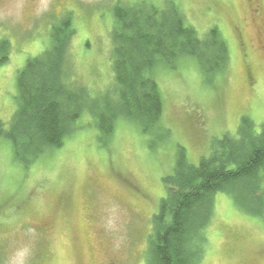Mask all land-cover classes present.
I'll return each instance as SVG.
<instances>
[{"label":"rangeland","instance_id":"obj_1","mask_svg":"<svg viewBox=\"0 0 264 264\" xmlns=\"http://www.w3.org/2000/svg\"><path fill=\"white\" fill-rule=\"evenodd\" d=\"M119 0H0V39L11 43L0 64V122L8 129L19 106L18 75L29 58L51 45L53 24L71 13L76 30L68 51L75 81L93 97L115 94L112 31ZM127 3L139 0H120ZM175 2L201 36L218 27L230 62L209 81L198 61L158 64L151 75L163 99L162 130L120 120L104 144L85 112L61 147L26 166L0 136V264H148L153 215L166 195L179 147L198 164L226 134L238 135L244 117L264 124V51L247 0ZM238 29L249 45L243 52ZM247 54V56H245ZM254 79H246L245 69ZM90 94V95H91ZM200 264H264V215L250 213L233 194L215 196Z\"/></svg>","mask_w":264,"mask_h":264},{"label":"trees","instance_id":"obj_2","mask_svg":"<svg viewBox=\"0 0 264 264\" xmlns=\"http://www.w3.org/2000/svg\"><path fill=\"white\" fill-rule=\"evenodd\" d=\"M113 9L115 94L93 97L72 79L68 51L76 30L67 14L53 24L49 48L27 59L20 71L19 106L9 128L0 122V136L11 142L17 161L28 166L61 147L85 112L95 118L104 144L124 119L140 123L146 134L162 130L163 99L151 75L158 64L176 67L193 57L209 81L227 70L230 48L223 33L213 27L201 36L175 2L119 0ZM10 54V41L1 38L0 64L9 62ZM163 182L166 195L153 215L148 264H200L216 194L229 192L250 213L264 215V124L257 131L244 117L238 135L217 139L198 164L179 147L174 171Z\"/></svg>","mask_w":264,"mask_h":264},{"label":"flooded vegetation","instance_id":"obj_3","mask_svg":"<svg viewBox=\"0 0 264 264\" xmlns=\"http://www.w3.org/2000/svg\"><path fill=\"white\" fill-rule=\"evenodd\" d=\"M248 5H249V12H250V16L253 20H260L259 17H262V9L258 3V0H247ZM237 31L239 32V35L241 38V47L242 49H245V52L248 50L249 45L246 42L242 31L240 30V28L238 29L237 26ZM256 40H257V45L258 47L264 51V23H257V30H256ZM243 49V52H244ZM245 56H247V54H245ZM245 73H246V79L249 80L251 82L252 79H254V74H253V70L252 68L249 66L246 67L245 69Z\"/></svg>","mask_w":264,"mask_h":264}]
</instances>
